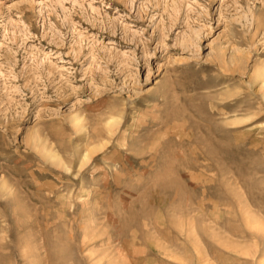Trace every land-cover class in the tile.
Here are the masks:
<instances>
[{
	"label": "rangeland",
	"instance_id": "rangeland-1",
	"mask_svg": "<svg viewBox=\"0 0 264 264\" xmlns=\"http://www.w3.org/2000/svg\"><path fill=\"white\" fill-rule=\"evenodd\" d=\"M0 264H264V0H0Z\"/></svg>",
	"mask_w": 264,
	"mask_h": 264
}]
</instances>
